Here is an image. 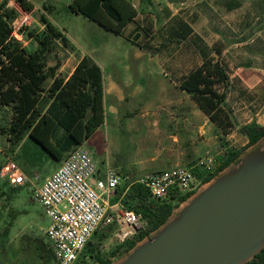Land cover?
<instances>
[{
    "label": "rangeland",
    "instance_id": "rangeland-1",
    "mask_svg": "<svg viewBox=\"0 0 264 264\" xmlns=\"http://www.w3.org/2000/svg\"><path fill=\"white\" fill-rule=\"evenodd\" d=\"M29 1L34 5L31 11H25L16 0L11 6L16 8L19 14L14 22V35L29 51L35 50L38 44L27 32L34 28L43 30L41 16L45 14L65 30L73 44V47H67L57 42L47 54L49 66L69 62L70 66H65L61 73L57 71L58 75L69 74L82 54L81 51L102 64L107 80L115 78L116 73L123 74L129 69L130 73L135 74L133 87L143 86L145 97L158 96L162 91L167 93L169 104L159 101L155 105L156 109L169 110V113H184L182 116L186 117V120L178 118L169 120V123L177 125L181 137L190 141L198 138L197 130L201 126L208 130L209 123L190 95L172 80L178 81L181 72L201 64L203 57L200 47H220L223 50V60L229 67V102L234 109L237 127L228 135L219 132L217 141L222 152L217 154L220 150H211L214 156L223 155L227 147H244L248 143V137L241 131V127L257 119L260 123L264 122V0H238L240 6L234 9L227 8L226 2L230 0H169V7L164 6L166 0H142L139 9L143 16V27L141 28L139 23H130L120 35L72 11L69 7L72 0ZM179 20L189 24L192 30L183 37L169 36L170 28L180 25L176 24ZM136 28L141 32L138 40L133 37L137 33ZM139 43H149L154 49L152 52L143 50ZM212 55L219 57L216 52ZM140 64L150 67L162 66L168 76L165 77L163 73L160 75L169 86H155L153 82L138 79L146 77V72L143 75L139 73ZM51 83L52 78L46 82V88ZM171 99L176 102L171 103ZM134 103L137 104L136 100ZM131 107V112L134 113L135 105L132 104ZM122 114H126V109L123 108ZM10 118V109L0 108V124L7 125ZM210 129L212 134L214 129ZM8 136V133L0 130V185L6 182L1 176V168L7 157L13 158L19 164L30 181L19 186L15 193L9 191L11 185H4L0 191V231L11 223L9 211L17 212L12 220L7 246H0V264H56L44 263L29 255L31 250L28 243L33 242L35 237L50 243L46 231L51 220L34 198V188L43 184L46 178L55 172L57 160L27 137L17 144L12 143ZM93 154L96 162L100 163L101 151L93 150ZM139 177L141 176L132 179L126 177L125 184L128 185ZM202 185L203 183L199 184L195 191ZM118 228L117 224L104 227L92 238V245L108 258L111 264H119L128 252L127 245L115 235ZM26 235L31 239L25 238ZM75 264H95L91 250L85 249Z\"/></svg>",
    "mask_w": 264,
    "mask_h": 264
},
{
    "label": "trees",
    "instance_id": "trees-1",
    "mask_svg": "<svg viewBox=\"0 0 264 264\" xmlns=\"http://www.w3.org/2000/svg\"><path fill=\"white\" fill-rule=\"evenodd\" d=\"M16 1L25 11L34 8L29 0ZM7 3L5 1L0 4V108H9L11 118L7 125L0 124V130L9 134L8 138L12 143H21L27 137L55 160H62L68 151L81 146L105 122L103 70L86 54L68 78L58 75V65L49 66L47 54L57 42L73 47L69 37L43 14L41 21L44 29L38 31L34 28L27 32L38 44L35 50L29 51L14 35V22L19 14L16 8ZM226 4L229 9L240 6L238 0H230ZM69 7L119 35L138 14L131 0H72ZM176 24L180 25L172 26L169 30L171 37H183L192 30L183 21L179 20ZM133 37L138 40L141 32L137 31ZM141 47L150 52L154 49L149 43H144ZM200 52L203 57L201 64L183 72L178 78V86L197 103L215 124L217 131L228 135L237 127L234 109L229 102L231 77L228 64L223 60V50L218 46H203L200 47ZM213 52L219 57L215 58ZM50 78L52 83L46 88L45 84ZM241 131L247 135L248 143L241 148L227 147L223 155L215 158V167L211 172L204 173L195 169L199 179L208 182L239 157L244 149L264 137V126L256 121L242 126ZM3 184L11 185V193L18 191L19 186H14L7 180ZM4 185H0V191ZM190 195H172L167 200H158L151 196L144 185L132 184L123 202L128 208L142 214L147 228L123 244L131 249L147 234L165 223L176 205ZM16 214V210L9 211L11 223L0 231L2 248L7 246L10 227ZM99 231L100 229L92 238ZM25 238L31 239L28 235ZM92 238L85 249L91 250L95 264H111L92 245ZM31 242L28 243L31 250L29 255L44 263H55L51 243L36 237ZM247 264H264V248Z\"/></svg>",
    "mask_w": 264,
    "mask_h": 264
},
{
    "label": "water",
    "instance_id": "water-1",
    "mask_svg": "<svg viewBox=\"0 0 264 264\" xmlns=\"http://www.w3.org/2000/svg\"><path fill=\"white\" fill-rule=\"evenodd\" d=\"M202 183L119 264H247L261 252L264 137Z\"/></svg>",
    "mask_w": 264,
    "mask_h": 264
},
{
    "label": "built area",
    "instance_id": "built-area-1",
    "mask_svg": "<svg viewBox=\"0 0 264 264\" xmlns=\"http://www.w3.org/2000/svg\"><path fill=\"white\" fill-rule=\"evenodd\" d=\"M5 1L8 6L14 2L0 0V4ZM200 165L204 173L213 171L215 156L207 151ZM196 166L178 165L147 173L126 185L125 178L109 166L104 176H97L95 159L81 146L68 151L58 169L34 188V198L51 220L46 235L57 264H75L92 235L104 227L117 224L115 235L121 242L145 231L147 224L142 214L123 202L132 184L144 185L158 200L191 194L203 182L195 173ZM1 176L14 186L30 181L9 157L1 168Z\"/></svg>",
    "mask_w": 264,
    "mask_h": 264
},
{
    "label": "crops",
    "instance_id": "crops-1",
    "mask_svg": "<svg viewBox=\"0 0 264 264\" xmlns=\"http://www.w3.org/2000/svg\"><path fill=\"white\" fill-rule=\"evenodd\" d=\"M131 2L138 10L137 16L131 23H139L142 28L143 16L139 9L142 0H131ZM164 3V6L169 7V0ZM137 30L138 28H136ZM62 31L67 35L65 30ZM140 48L146 50L141 45ZM81 53L72 70L65 76L66 78L73 73L79 60L86 55L82 51ZM92 58L103 70L102 64L96 58ZM55 65H58L57 70L59 73L64 70L65 66H70L68 61ZM138 68L139 73L142 75L146 72V77L137 76L138 79L140 78L150 83L153 82L155 86L156 84L169 86V84H165L160 75L163 73L165 77L168 76L167 71L162 66L150 67L140 64ZM134 76L135 74L130 73V70L127 69L126 73H116L115 78L107 80L103 70L106 119L81 145L94 159L93 150L101 151L102 161L100 163L96 162L98 166L97 176H104L108 166L117 170L125 179L126 177L132 179L133 177L143 176L147 173L169 169L178 165H197L195 169L202 172L200 162L206 152L211 150L215 152L221 149L217 141L219 131L218 133L216 132L215 124L210 121L209 117L190 97L195 106L204 114L209 127L206 130L201 126L197 130L199 136L196 140L190 141L181 137L177 131L179 127L169 123V120L178 118L186 120L187 118L182 116L184 113H169V110L156 109L155 105L159 101L169 104V96L165 91H162L158 96L145 97L146 91L143 86L135 85L133 87ZM172 81L178 85V81L174 79ZM135 100L137 104L134 103ZM181 101L183 102V99ZM170 102L173 103L176 100L171 99ZM132 104L135 105L134 113L131 112ZM123 108L124 110L126 109L125 115L122 114ZM256 121L259 125L264 126V122L260 123L259 119ZM210 127L214 129L212 134H210ZM219 152L217 154H221L222 151L220 150ZM62 161L63 159L57 160L55 169H58Z\"/></svg>",
    "mask_w": 264,
    "mask_h": 264
},
{
    "label": "flooded vegetation",
    "instance_id": "flooded-vegetation-1",
    "mask_svg": "<svg viewBox=\"0 0 264 264\" xmlns=\"http://www.w3.org/2000/svg\"><path fill=\"white\" fill-rule=\"evenodd\" d=\"M53 254H54V251H53ZM54 258H55V255H54ZM55 263L57 264L56 258H55Z\"/></svg>",
    "mask_w": 264,
    "mask_h": 264
}]
</instances>
